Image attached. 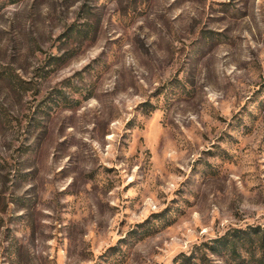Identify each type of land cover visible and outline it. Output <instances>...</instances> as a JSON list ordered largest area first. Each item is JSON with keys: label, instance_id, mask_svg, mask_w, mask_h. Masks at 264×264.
I'll return each instance as SVG.
<instances>
[{"label": "rangeland", "instance_id": "374dc122", "mask_svg": "<svg viewBox=\"0 0 264 264\" xmlns=\"http://www.w3.org/2000/svg\"><path fill=\"white\" fill-rule=\"evenodd\" d=\"M0 264H264V0H0Z\"/></svg>", "mask_w": 264, "mask_h": 264}]
</instances>
